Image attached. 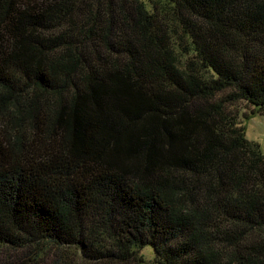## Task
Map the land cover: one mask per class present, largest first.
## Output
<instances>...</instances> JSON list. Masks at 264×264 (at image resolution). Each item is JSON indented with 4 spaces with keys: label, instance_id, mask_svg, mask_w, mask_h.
Returning a JSON list of instances; mask_svg holds the SVG:
<instances>
[{
    "label": "trees",
    "instance_id": "1",
    "mask_svg": "<svg viewBox=\"0 0 264 264\" xmlns=\"http://www.w3.org/2000/svg\"><path fill=\"white\" fill-rule=\"evenodd\" d=\"M239 100L264 0H0V264H264Z\"/></svg>",
    "mask_w": 264,
    "mask_h": 264
},
{
    "label": "rangeland",
    "instance_id": "2",
    "mask_svg": "<svg viewBox=\"0 0 264 264\" xmlns=\"http://www.w3.org/2000/svg\"><path fill=\"white\" fill-rule=\"evenodd\" d=\"M225 93L220 96H224ZM232 116H237L244 125L246 137L250 141L259 143L264 148V110L258 109L247 100H239L229 106ZM142 254L147 259H153L155 252L152 246H146Z\"/></svg>",
    "mask_w": 264,
    "mask_h": 264
}]
</instances>
